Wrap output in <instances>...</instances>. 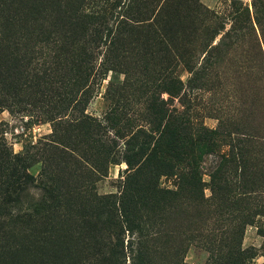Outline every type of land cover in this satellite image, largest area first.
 <instances>
[{
    "label": "rangeland",
    "instance_id": "374dc122",
    "mask_svg": "<svg viewBox=\"0 0 264 264\" xmlns=\"http://www.w3.org/2000/svg\"><path fill=\"white\" fill-rule=\"evenodd\" d=\"M232 123L264 171V0H0V264H132L139 234L107 221L124 193L149 262L264 264V177H233ZM181 179L176 211L145 208Z\"/></svg>",
    "mask_w": 264,
    "mask_h": 264
},
{
    "label": "trees",
    "instance_id": "16d2710c",
    "mask_svg": "<svg viewBox=\"0 0 264 264\" xmlns=\"http://www.w3.org/2000/svg\"><path fill=\"white\" fill-rule=\"evenodd\" d=\"M223 45V44H222ZM230 45V44H229ZM228 47V44H227ZM215 51H224L223 46H216L214 47ZM208 55V53H207ZM207 55L205 56V63L207 64L208 62L212 61L209 57H207ZM206 66H200L199 68H197V66H193L190 68L191 73H193L194 78H196V80H201L203 79L204 76H206V72H205V68ZM197 68V69H196ZM209 69V68H208ZM193 83L190 80V84ZM247 117H244L241 119L240 122L242 121H246ZM244 124V123H243ZM240 126H238V124L236 123H232V133H236L237 137L239 138H235L238 139L239 142V147L236 148V150H232L231 154L232 157L230 158L231 164H233L232 167V173H233V177H237V174L240 171V176L241 179L243 180V186L244 189H247V191H251L249 187H251L252 183H250V185L248 186L249 182L251 181H261L262 178L264 177V171H262V169L260 168V165L258 164V162L253 161L254 158L251 159V157L249 156V154L247 153V150H245V145L246 143L252 142L254 140V137L258 135L255 134H251L248 133L244 130V128L241 127V124H239ZM231 133H229L230 135ZM242 135V136H239ZM240 143H243L242 145ZM235 146H233L234 148ZM153 158L152 155H149L144 161L141 160H136V162H129L130 165H136L134 169V172L132 173V181L134 180V176L135 178L137 177V175L139 173L142 174V172L144 171L145 168H147V164L148 162H150V160ZM229 167H225V164L223 163L222 167L218 168V170L215 171L214 175H212V183H211V188L213 193L215 191H230V187L232 186V178L229 180L230 178V172H229ZM150 169V168H148ZM254 170V171H253ZM160 171V170H158ZM159 173V172H157ZM229 175V176H228ZM130 180V182H132ZM231 182V183H230ZM237 182V181H236ZM149 184L152 186V184H154V181L152 180L151 182L145 179H141L140 178H136V184L138 185H143V184ZM183 180L181 179V183L178 186L177 190H162L160 191L159 189L154 188V192L152 194H150L147 197V204H145V208H150L151 205H153L151 208H158L159 211H163V209L167 206V205H172L173 206V210L176 211L177 208L180 207V205L177 202L178 199V194L180 195L181 192L184 190L188 191L187 188H185L183 185ZM197 185H201V181L199 180V182H197ZM191 189V188H189ZM246 191V192H247ZM248 192V194H249ZM250 195V194H249ZM248 195V196H249ZM247 196V193L244 195ZM119 198V197H118ZM145 199V198H144ZM58 200V196H55L54 201ZM174 200L176 201L174 203ZM120 203L118 205V208L113 211L110 212L111 214H109L107 216V221L109 220L111 223H113L115 226H117L118 223H121L122 226L126 228V230L131 233H137L139 234L138 238L135 236V242H132V245L130 247V258L132 260V264H153L154 260H151L150 262L148 261V258H152L150 251H148V249L146 250L143 246V244H141V240H140V234L143 230L146 231V229L150 226V224H148V227H146L145 225L141 226L139 224L138 221H142L141 220V215H140V209L137 207V205H135L134 203L131 202V198L126 194H122V196L119 199ZM142 206V205H141ZM151 221V220H150ZM143 247V249H141V246ZM120 251L115 252V254L113 253L111 256V263L110 264H122V262L120 261ZM241 253V252H240ZM122 254V252H121ZM123 256H125L124 254H122ZM121 255V256H122ZM63 259H58L56 260L55 264H68L69 262L67 260H65L64 257H62ZM153 259V258H152ZM240 259L241 257H239V263H240ZM159 263L157 264H168L167 262H160V259L157 260ZM182 263V262H181ZM241 263H242V259H241ZM156 264V263H155Z\"/></svg>",
    "mask_w": 264,
    "mask_h": 264
}]
</instances>
